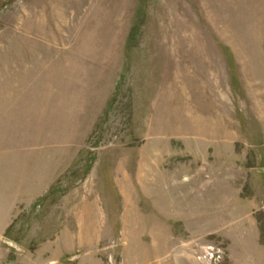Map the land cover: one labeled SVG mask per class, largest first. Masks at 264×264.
Returning a JSON list of instances; mask_svg holds the SVG:
<instances>
[{
	"label": "rangeland",
	"instance_id": "1",
	"mask_svg": "<svg viewBox=\"0 0 264 264\" xmlns=\"http://www.w3.org/2000/svg\"><path fill=\"white\" fill-rule=\"evenodd\" d=\"M0 264H264V0H0Z\"/></svg>",
	"mask_w": 264,
	"mask_h": 264
}]
</instances>
